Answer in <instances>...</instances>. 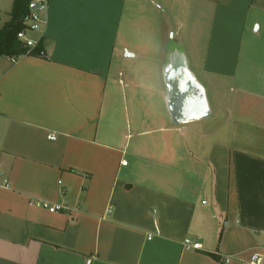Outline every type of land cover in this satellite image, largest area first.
Instances as JSON below:
<instances>
[{
    "label": "crops",
    "instance_id": "1",
    "mask_svg": "<svg viewBox=\"0 0 264 264\" xmlns=\"http://www.w3.org/2000/svg\"><path fill=\"white\" fill-rule=\"evenodd\" d=\"M46 1V56L0 57V264H242L263 247L264 43L246 40L264 37V0H185L193 38L212 16L193 61L175 30L171 43L126 42L149 0ZM174 48L208 119L172 124Z\"/></svg>",
    "mask_w": 264,
    "mask_h": 264
},
{
    "label": "rangeland",
    "instance_id": "2",
    "mask_svg": "<svg viewBox=\"0 0 264 264\" xmlns=\"http://www.w3.org/2000/svg\"><path fill=\"white\" fill-rule=\"evenodd\" d=\"M3 3H7L6 6L8 10H11L14 0H2ZM185 1V0H184ZM183 0H168V2L162 3L160 0H149L148 8L143 14L137 15V34L126 33L125 40L130 42L132 45L139 42H150L154 46H157L161 42L162 36L167 35L168 40L173 42V30L177 33H181L180 37L182 38L185 53L192 59L194 57L197 60H203L206 52V47L208 43V37L210 35V23L212 21V16L208 15L205 10H202L201 15H199L200 20V32L198 35H194V38L191 36L192 32L189 33L188 23L192 18V8L189 2ZM203 7V6H202ZM143 23V24H142ZM141 27L147 30L139 32ZM166 32H169L168 34ZM255 37V38H254ZM164 39V38H163ZM264 43V37L256 34L252 39H247L246 44L251 43ZM194 44V46H193ZM156 48V47H155ZM153 54L150 55L151 58H154L156 50L154 49ZM256 57L264 56V52L260 51ZM186 54V55H187ZM124 66V65H123ZM128 68V66H124ZM193 70L197 73L196 66L192 67ZM124 80L125 77H122ZM125 84L128 86L127 82H123V85L120 86L121 92L128 93V87H125ZM122 95V94H121ZM123 105V101L120 100ZM255 132V130H254Z\"/></svg>",
    "mask_w": 264,
    "mask_h": 264
},
{
    "label": "water",
    "instance_id": "3",
    "mask_svg": "<svg viewBox=\"0 0 264 264\" xmlns=\"http://www.w3.org/2000/svg\"><path fill=\"white\" fill-rule=\"evenodd\" d=\"M33 4L31 10L36 9ZM167 89L166 104L172 124L184 125L208 119L211 116L207 91L190 71L182 49L174 48L164 69Z\"/></svg>",
    "mask_w": 264,
    "mask_h": 264
},
{
    "label": "built area",
    "instance_id": "4",
    "mask_svg": "<svg viewBox=\"0 0 264 264\" xmlns=\"http://www.w3.org/2000/svg\"><path fill=\"white\" fill-rule=\"evenodd\" d=\"M33 4H37L36 9L31 10V14L25 22L26 29L18 34V39L23 43L24 47L28 48L30 51L37 48L42 40L45 21L43 20L44 14L48 10V2L46 0H34ZM39 34L37 38H32L31 35ZM40 57H45L46 53L41 51L39 53ZM50 140L54 141L56 138L54 136L49 137ZM127 163H124L126 165ZM2 171L0 170V178L2 176ZM3 187L9 186V181L4 179L2 181ZM35 206L47 209L50 213H60L66 212L68 209L63 206H52L46 202H35ZM184 245L188 249L198 250L202 246L198 242H192L189 239L184 241ZM92 261L88 260L87 264H91ZM242 264H264V246L253 252L247 259L242 260Z\"/></svg>",
    "mask_w": 264,
    "mask_h": 264
},
{
    "label": "trees",
    "instance_id": "5",
    "mask_svg": "<svg viewBox=\"0 0 264 264\" xmlns=\"http://www.w3.org/2000/svg\"><path fill=\"white\" fill-rule=\"evenodd\" d=\"M33 3L34 0L13 1L10 20L0 28V57L15 60L22 56H38L43 51L42 40L37 48L30 51L18 39V34L26 29L25 22L31 14Z\"/></svg>",
    "mask_w": 264,
    "mask_h": 264
}]
</instances>
